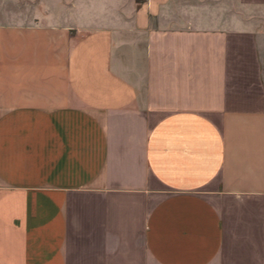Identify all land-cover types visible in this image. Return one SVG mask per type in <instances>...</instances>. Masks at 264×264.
<instances>
[{
    "label": "crops",
    "instance_id": "crops-1",
    "mask_svg": "<svg viewBox=\"0 0 264 264\" xmlns=\"http://www.w3.org/2000/svg\"><path fill=\"white\" fill-rule=\"evenodd\" d=\"M0 264H264V0H0Z\"/></svg>",
    "mask_w": 264,
    "mask_h": 264
}]
</instances>
